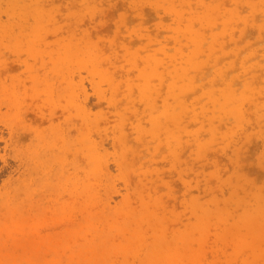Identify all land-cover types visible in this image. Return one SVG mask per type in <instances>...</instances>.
Returning a JSON list of instances; mask_svg holds the SVG:
<instances>
[{
  "label": "rangeland",
  "instance_id": "374dc122",
  "mask_svg": "<svg viewBox=\"0 0 264 264\" xmlns=\"http://www.w3.org/2000/svg\"><path fill=\"white\" fill-rule=\"evenodd\" d=\"M26 1L0 0V264H264L263 0ZM196 51L152 133L142 95Z\"/></svg>",
  "mask_w": 264,
  "mask_h": 264
},
{
  "label": "bare ground",
  "instance_id": "6f19581e",
  "mask_svg": "<svg viewBox=\"0 0 264 264\" xmlns=\"http://www.w3.org/2000/svg\"><path fill=\"white\" fill-rule=\"evenodd\" d=\"M13 1V5L14 6H23V7H25L26 5H27V1L26 0H17V1H14V0H12ZM139 1H141V0H139ZM185 1V0H184ZM205 0H200V6H202V7H204L205 6V2H204ZM242 0H237V2H241ZM138 2V1H137ZM226 2H231L230 0H215V2H214V6H210V7H213V8H215L216 10H217V12L219 11H221L223 8H224V6L226 5ZM188 6H189V8H188V10H189V12H191L192 11V8H191V5H190V3H188ZM237 6V5H236ZM263 7H264V0H263ZM209 10V11H208ZM207 20H209V18H211L212 16H213V13H216L215 11H212V10H210V9H207ZM263 11H264V9H263ZM213 12V13H212ZM194 12H192L191 14H193ZM223 13V12H222ZM228 13H230V12H227L226 13V16H227V14ZM250 13L252 14V15H254V13H253V11H250ZM218 14V13H217ZM221 14V13H220ZM219 14V15H220ZM212 15V16H211ZM229 15H231V16H229V17H227V18H230V19H227V21H225V22H223L222 24L225 26V27H231V23H232V21H233V17H234V15H232V14H229ZM263 15H264V12H263ZM232 19V21H230ZM246 17H244V19L243 18H241V20L244 22V24L246 25V26H248V27H254V28H256V26L257 25H254V24H250V23H248L247 24V21H246ZM249 20V19H248ZM230 23H229V22ZM254 21L255 20H252V22L254 23ZM227 22V23H226ZM233 22H235V21H233ZM244 25V26H245ZM261 26H263V25H258V28L259 27H261ZM191 29L192 28H190V30L189 31H191ZM260 30H261V28H259ZM188 30V29H187ZM243 30V29H242ZM241 30V31H242ZM191 33V32H190ZM191 34H193V33H191ZM194 34H196V33H194ZM193 34V35H194ZM188 35V34H187ZM198 35V34H197ZM204 35V33H201V36L199 35V37H198V39L197 40H194L193 38H189L191 41V44H193L195 41H196V43L199 41V40H201L202 39V36ZM148 38H150L151 39V37H148ZM186 40H188V37H184ZM150 39H148V41H149V43H150ZM178 39V38H177ZM218 39V38H217ZM213 42H215L216 43V39H214V41ZM190 49V48H189ZM180 54H181V56H183L184 54H183V52H182V49L180 48ZM167 56H168V59H169V66L170 67H172V73H173V75L175 76V78H173V80H170L169 82H168V87H169V89H171L172 90V94L171 93H169V95L168 96H166V95H164V94H162L161 93V91L159 90V89H152V90H150L148 93L146 92V96H143L142 95V99H144L143 101H145V99H146V102H144V106L146 105V107L147 106H149V109H154V106H157L158 104H159V102H161L162 103V105H163V107L166 109V107H167V109H166V112H165V117H164V120L162 121V123L160 124V125H156V121H154V125L155 126H153V128H154V130L155 131H152V133H157L158 131H161L160 129H162L164 132H165V134L166 133H169V131H170V128H171V124H172V122H174L176 119H178L179 118V121H184V119H181V116L180 117H178L175 113H177V112H173L172 111V106L174 107V105L176 104V103H179L180 105H178V107L180 106V107H182V109H183V107L185 106V103H184V101L186 100H184V98H186V97H188L189 96V93L190 92H192V89H191V84H188V83H186V80H184V79H186V77H185V75L188 73L187 72V70L186 69H182L183 68V66H187V67H191V68H193L194 66H195V68H196V70H199V73H200V75L201 74H203V72H204V67H202L201 65H197L196 64V62H195V58H196V55H198V52L196 51L195 53H190L189 52V54H187L186 56H188V58H186L185 56H184V58H182V65L181 66H179L178 65V63H171V57L168 55V54H166ZM152 57H154V56H151V57H146V58H144V65L147 67V69H150V71H153L154 73H156L157 74V72H156V68H154V67H151L148 63H149V60L152 58ZM264 67V66H263ZM263 71H264V68H263ZM150 74H153V73H148V77H150L151 75ZM157 76H158V74H157ZM203 76L206 78L207 77V74H203ZM216 76V78L212 81V85H214V87L216 86V84H217V81L219 82V83H222V76H221V74L219 75V76H217V75H215ZM203 77V78H204ZM241 77V76H240ZM160 78V77H159ZM162 78V77H161ZM204 78V79H205ZM181 80L182 81V83H183V85H181L180 86V90L179 91H177L176 89H175V87L176 86H178L177 84V80ZM211 80V79H210ZM242 81H244V80H242ZM249 81L250 80H248V81H245V84H244V91L245 92H249L251 89H253V84H252V82H250L249 83ZM210 85V84H209ZM231 86V85H230ZM133 88V87H132ZM131 88V89H132ZM205 91H203V93H204ZM215 93L213 92V91H208V92H206V93H204L202 96L203 97H206L208 100H210L209 102L210 103H214V102H216L215 100L216 99H214L213 98V95H214ZM169 100L170 101H172L173 102V104L172 103H169ZM219 100V99H218ZM232 100H234V98H230V99H228V98H226V99H224L220 104H223L224 106H226L227 104H228V102L229 101H232ZM241 100H243V98L241 99ZM248 100H249V98H248ZM85 102H84V107H85V109H86V107H87V104H88V102H87V96L85 97V100H84ZM127 102L128 101H130V104L132 105V102H131V98H127V100H126ZM251 101H255L253 98L251 99ZM127 104V103H126ZM169 104H170V106H169ZM233 108L231 109V110H225L226 111V113H222V115H221V117L222 116H229V117H231V118H224V119H222L221 121H224V120H227V119H229V120H232L233 122H237V123H239L240 122V120H241V118L243 117V115H242V112L239 110V108H238V103L237 102H233ZM223 105H221V106H219L218 108L220 109V108H222L223 107ZM252 105H254V106H256L257 104L255 103V102H253V103H250L249 104V106H252ZM239 107H240V105H239ZM215 110H212L211 112H212V116H210L209 117V119H211V121H213L214 119H217V120H220L219 119V116H218V114L217 115H215V112H214ZM178 121V122H179ZM210 121V122H211ZM258 121H259V123H260V125L261 126H264V118H261V119H258ZM177 124V123H176ZM210 133L212 134V136L214 137L215 136V133H216V130L215 129H212V130H210ZM194 142L196 143V144H198V146L201 144V136L200 135H195L194 136ZM89 154H90V156H92V151L91 150H89ZM92 158H96V157H94V156H92ZM256 225V224H255Z\"/></svg>",
  "mask_w": 264,
  "mask_h": 264
}]
</instances>
